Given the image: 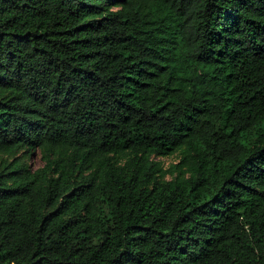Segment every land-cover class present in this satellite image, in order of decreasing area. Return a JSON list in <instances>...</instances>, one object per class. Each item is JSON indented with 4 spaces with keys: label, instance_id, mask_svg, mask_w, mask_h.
<instances>
[{
    "label": "trees",
    "instance_id": "obj_1",
    "mask_svg": "<svg viewBox=\"0 0 264 264\" xmlns=\"http://www.w3.org/2000/svg\"><path fill=\"white\" fill-rule=\"evenodd\" d=\"M0 264H264V0H0Z\"/></svg>",
    "mask_w": 264,
    "mask_h": 264
},
{
    "label": "rangeland",
    "instance_id": "obj_2",
    "mask_svg": "<svg viewBox=\"0 0 264 264\" xmlns=\"http://www.w3.org/2000/svg\"><path fill=\"white\" fill-rule=\"evenodd\" d=\"M164 161V165L167 166L170 162L176 161L175 156H170L167 158H162ZM29 165L33 167H38L42 165V161L40 159V153L39 152H34L31 157L29 158Z\"/></svg>",
    "mask_w": 264,
    "mask_h": 264
}]
</instances>
